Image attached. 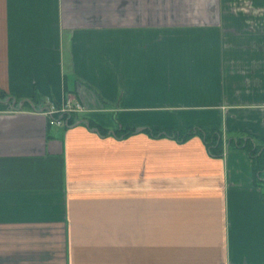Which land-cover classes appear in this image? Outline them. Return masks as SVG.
<instances>
[{
    "label": "crops",
    "instance_id": "obj_1",
    "mask_svg": "<svg viewBox=\"0 0 264 264\" xmlns=\"http://www.w3.org/2000/svg\"><path fill=\"white\" fill-rule=\"evenodd\" d=\"M178 125L264 139V0H0V264H264L253 159Z\"/></svg>",
    "mask_w": 264,
    "mask_h": 264
},
{
    "label": "trees",
    "instance_id": "obj_2",
    "mask_svg": "<svg viewBox=\"0 0 264 264\" xmlns=\"http://www.w3.org/2000/svg\"><path fill=\"white\" fill-rule=\"evenodd\" d=\"M66 116V115H65ZM71 115L68 119L69 124L73 122ZM93 126V124H90ZM151 135L171 136L179 140H184L193 135H200L206 143L209 151L217 156H222L226 149H243L249 153L255 165V178L261 183L264 198V139L249 133L225 134L223 130L217 128H205L200 125H178L175 127H146ZM99 132L109 133L106 128L98 127ZM135 129H114L115 135H128ZM227 135V137H226Z\"/></svg>",
    "mask_w": 264,
    "mask_h": 264
},
{
    "label": "built area",
    "instance_id": "obj_3",
    "mask_svg": "<svg viewBox=\"0 0 264 264\" xmlns=\"http://www.w3.org/2000/svg\"><path fill=\"white\" fill-rule=\"evenodd\" d=\"M78 110H82L81 104L78 103L76 106H73L70 103H66L64 106L53 105L45 113L49 117V122L51 124L69 125L68 119L70 114Z\"/></svg>",
    "mask_w": 264,
    "mask_h": 264
},
{
    "label": "rangeland",
    "instance_id": "obj_4",
    "mask_svg": "<svg viewBox=\"0 0 264 264\" xmlns=\"http://www.w3.org/2000/svg\"><path fill=\"white\" fill-rule=\"evenodd\" d=\"M83 110V109H82ZM73 113V112H72ZM68 116V115H67ZM243 134V133H242ZM242 134H237V135H242ZM228 135V134H227ZM227 135H226V137H227ZM243 135H245V134H243Z\"/></svg>",
    "mask_w": 264,
    "mask_h": 264
}]
</instances>
